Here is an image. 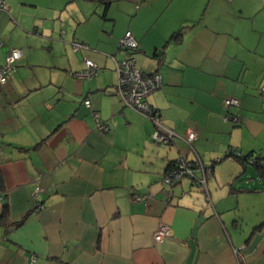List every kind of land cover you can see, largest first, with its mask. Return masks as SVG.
<instances>
[{
  "label": "crops",
  "instance_id": "crops-1",
  "mask_svg": "<svg viewBox=\"0 0 264 264\" xmlns=\"http://www.w3.org/2000/svg\"><path fill=\"white\" fill-rule=\"evenodd\" d=\"M2 1L0 64L22 55L0 84V264H264V174L227 155L264 154V2L184 0L170 17L172 0ZM126 30L136 66L161 75L146 99L175 132L167 144L115 92ZM84 57L98 71L77 79ZM228 97L238 124L223 118ZM178 156L210 166L206 189L163 181ZM161 224L171 234L155 241Z\"/></svg>",
  "mask_w": 264,
  "mask_h": 264
},
{
  "label": "built area",
  "instance_id": "built-area-1",
  "mask_svg": "<svg viewBox=\"0 0 264 264\" xmlns=\"http://www.w3.org/2000/svg\"><path fill=\"white\" fill-rule=\"evenodd\" d=\"M264 2V0H261ZM139 7L138 4L136 8ZM0 8H6L3 1L0 0ZM63 31L61 30V34ZM71 46L73 50L87 49L88 45L72 40ZM139 47V41L134 37L130 30H126L123 37L119 41V48L124 49L125 55L119 59H115V70L117 73V81L115 84V92L120 97L124 105L135 109L150 118L155 122V129L152 133L153 139L157 143H169L175 132L163 127L158 119V110L150 104L146 96L157 89L161 85V75L157 71L145 72L136 66L134 55L132 54L134 50ZM22 55V51L19 48H11L2 64H0V84L5 83L10 72L14 68L15 62ZM85 68L74 71L73 75L77 79L90 78L96 75L98 71L97 65L87 57H84ZM264 89V87H262ZM86 106H90V100L84 99ZM225 107L224 119L232 121V123L237 124L242 120V116L236 110L238 107V99L236 97H228L223 100ZM95 116V127L98 131H106L108 126L105 121L99 119V115L94 113ZM184 142L188 145L196 138V132L193 130H186L180 136ZM255 159V156L250 157V163ZM220 159H216L218 161ZM258 163L264 166V159L258 161ZM200 173V175H197ZM211 173V168L209 165L204 164L202 161H191L186 157L178 156L173 165H171L163 176V181L167 184L173 182H179L183 178H189L193 184H197L203 189H206V177ZM40 186H36L34 190V195L42 190ZM135 198H139L138 194H133ZM170 228L161 224L155 230L153 238L155 241H161L164 237L170 235Z\"/></svg>",
  "mask_w": 264,
  "mask_h": 264
},
{
  "label": "trees",
  "instance_id": "trees-1",
  "mask_svg": "<svg viewBox=\"0 0 264 264\" xmlns=\"http://www.w3.org/2000/svg\"><path fill=\"white\" fill-rule=\"evenodd\" d=\"M227 155L233 156L236 160L238 159V160L242 161L243 163L246 162L248 164H251V165L255 166L257 169H259L261 171L262 174H264V166H262V165H260L258 163L259 159L260 160L264 159V154L256 153V152H249V153H246V154H240V153H237L234 150H230V151L227 152ZM252 155L255 156V159H254V161L252 163H250V157ZM174 161L175 160L171 161L168 164V168L171 165H173ZM0 195H1V198L3 200V204H2V208H1V212H0V224L8 225L9 224V221H8L9 208H8V202H7V198H6L7 194H6V190H5L4 179H3L1 171H0ZM25 216H26V214L23 215L22 218L13 221L12 224L14 226L18 225L20 222L23 221Z\"/></svg>",
  "mask_w": 264,
  "mask_h": 264
},
{
  "label": "rangeland",
  "instance_id": "rangeland-1",
  "mask_svg": "<svg viewBox=\"0 0 264 264\" xmlns=\"http://www.w3.org/2000/svg\"><path fill=\"white\" fill-rule=\"evenodd\" d=\"M132 1L135 2V0H132ZM123 3L124 4L129 3V0H119V5H121V4L124 5ZM114 5H115V3H114ZM184 5H185L184 0H172L170 5H167V7H166V9L164 11V15L165 16H170V17L173 16V15H176V14H178V11H180L184 7ZM63 29H66V28H63ZM71 72H68V73H71ZM229 122L232 123V121H230V120H229ZM251 172H253V174H254L253 178H255L257 170H255L253 166L249 165L248 169L245 171V174H252Z\"/></svg>",
  "mask_w": 264,
  "mask_h": 264
},
{
  "label": "water",
  "instance_id": "water-1",
  "mask_svg": "<svg viewBox=\"0 0 264 264\" xmlns=\"http://www.w3.org/2000/svg\"><path fill=\"white\" fill-rule=\"evenodd\" d=\"M159 52V51H158ZM158 54V53H157ZM245 170V169H244ZM244 170L241 171V173L243 174ZM178 182H174L173 185L177 184Z\"/></svg>",
  "mask_w": 264,
  "mask_h": 264
}]
</instances>
